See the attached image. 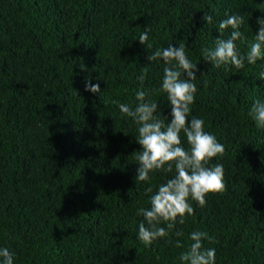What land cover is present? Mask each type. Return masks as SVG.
I'll list each match as a JSON object with an SVG mask.
<instances>
[{"label":"trees","instance_id":"16d2710c","mask_svg":"<svg viewBox=\"0 0 264 264\" xmlns=\"http://www.w3.org/2000/svg\"><path fill=\"white\" fill-rule=\"evenodd\" d=\"M228 15L243 16L246 54L264 0H0V248L14 264H183L196 230L213 238L202 243L215 264H264V129L248 114L264 102V61L237 70L202 56L229 38L218 32ZM146 29L150 49L138 41ZM180 44L199 68L189 119L225 147L209 166L223 165L226 190L190 201L194 215L145 247L138 209L176 173H150L146 192L138 127L114 101L135 107L144 73L146 99L170 122L165 64L148 56ZM89 77L99 94L85 91Z\"/></svg>","mask_w":264,"mask_h":264},{"label":"clouds","instance_id":"9594fccd","mask_svg":"<svg viewBox=\"0 0 264 264\" xmlns=\"http://www.w3.org/2000/svg\"><path fill=\"white\" fill-rule=\"evenodd\" d=\"M202 19L208 24L213 22L212 15H205ZM243 23L241 15H228L227 19L222 20L218 32L223 34L225 30L231 29L230 36L228 39L217 38L214 48L202 49L203 59L216 68L231 65L237 70L243 69L245 62L256 65L257 61H264V16L257 19L259 31L246 54H242L236 45V41L244 43L247 39L240 30ZM138 41L145 47L152 48V44L148 43L147 29L140 34ZM148 60H163L165 64L161 91L167 93L171 106L170 122H166L168 117L157 114L160 111L158 103L146 99L150 90L143 89L144 73L137 77L142 90L136 92L135 107L114 101L118 104L120 113L131 118L138 127L136 141L142 146V151L136 157L139 165L136 180L149 183L146 192L153 193L150 173H171L173 167L176 173L150 195V208L138 209L137 215L144 217V221L139 224L138 239L145 247L168 237L169 231L177 223L184 224L187 216L194 215L195 210L190 201L204 207L209 194L223 193L226 190L223 165L216 163L209 166L213 158H222L226 154L225 147L213 134L205 131V121L202 118L191 116L189 119L190 106L194 104L197 93L194 83L199 71L197 64L186 55L184 44L157 49L148 56ZM260 77L264 80V71L260 73ZM90 81L91 77L86 81L85 91L99 94V84L93 85ZM248 114L257 128L264 129V102L255 100ZM181 133L186 137L188 149L182 146ZM162 224L166 227H162ZM176 235L183 233L177 232ZM189 238L192 243L186 252L180 254V261L183 264H215V249L204 248L202 243L213 238L200 230L191 232ZM176 246L183 247L179 241ZM14 257L15 253L9 248H0V264H14Z\"/></svg>","mask_w":264,"mask_h":264}]
</instances>
